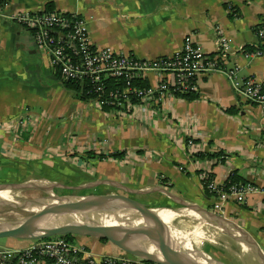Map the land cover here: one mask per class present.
<instances>
[{
	"label": "crops",
	"instance_id": "1",
	"mask_svg": "<svg viewBox=\"0 0 264 264\" xmlns=\"http://www.w3.org/2000/svg\"><path fill=\"white\" fill-rule=\"evenodd\" d=\"M5 1L0 14V125L27 114L32 118L24 130L0 128V180L1 174H29L68 187L102 186L149 208L182 202L212 207L214 198L206 195L199 179L204 170L218 183L237 171L264 185V111L241 98L225 74L200 77L196 100L172 98L132 114L104 111L94 100L80 101L68 91L33 33L10 17L43 13L52 3L56 12L79 14L87 22L95 47L142 60L174 55L190 34L215 54L223 35L236 52L226 65L238 66L244 79L264 81V55L247 57L242 51L261 44L255 28L264 22V0ZM143 81L155 86L158 78L150 75ZM190 139L203 153L222 152L224 157L199 160L196 149L187 145ZM118 152L125 155L109 157ZM141 191L146 193L137 194ZM260 205L264 194L251 196L244 205L228 204L225 214L264 251ZM25 243L10 240L7 247ZM73 243L95 255L121 253L95 238L74 237Z\"/></svg>",
	"mask_w": 264,
	"mask_h": 264
},
{
	"label": "built area",
	"instance_id": "2",
	"mask_svg": "<svg viewBox=\"0 0 264 264\" xmlns=\"http://www.w3.org/2000/svg\"><path fill=\"white\" fill-rule=\"evenodd\" d=\"M6 1L0 0V14L6 9ZM33 33L39 46L50 57L55 70L64 81H87L89 93L94 94L96 105L104 110L109 107L123 114H132L138 107L162 105L172 98L197 92L198 80L203 75L220 72L227 76L234 90L245 101L264 111V81L244 79L238 66L228 67V61L236 55L230 41L218 37L215 54H208L187 35L181 49L169 57L142 60L132 54L116 52L112 48L95 47L88 35L87 22L79 14L62 12L38 14H14L10 16ZM264 37V29L260 31ZM243 51V49H242ZM244 52V51H243ZM261 52L246 53L247 57L261 56ZM264 55V54H263ZM150 75L158 83L148 88L134 87L135 80ZM123 82L124 88H109L107 80ZM28 113V112H27ZM30 114L19 117L0 128L24 130L31 124ZM188 147L196 149L190 139ZM202 186L214 198L211 211L226 217L230 203L244 205L251 196L264 194V185L253 182L218 183L210 171H201ZM264 210V205L258 209ZM0 264H157L121 252L119 255H95L85 247L61 237L26 241L16 248H0Z\"/></svg>",
	"mask_w": 264,
	"mask_h": 264
},
{
	"label": "water",
	"instance_id": "3",
	"mask_svg": "<svg viewBox=\"0 0 264 264\" xmlns=\"http://www.w3.org/2000/svg\"><path fill=\"white\" fill-rule=\"evenodd\" d=\"M109 184V182H103ZM54 188H64L68 191H82L94 188L91 185L68 187L46 181H25L23 183L0 184L2 191H38L43 193V199H50L52 204L42 206L36 201L8 202L0 201V206L31 213L27 218L16 223H0V239L18 241L46 240L54 237H89L106 240L115 245L121 252L139 257L157 264H223L195 246L191 250L181 247L180 254L173 248L175 244L172 234L164 227V234L140 224L141 216L147 220L154 218L156 208L144 204L125 195L108 194L81 197H59ZM169 197L170 192L160 190ZM146 192H138L142 194ZM182 208L175 210H190L205 216L213 226L225 228L229 236L251 246L257 256V264H264V251L259 243L239 224L222 217L211 210L196 204L181 203ZM173 209V208H172ZM105 217H113L117 225H106ZM76 218H81L78 221ZM63 219V224H50L51 220ZM84 219V220H83Z\"/></svg>",
	"mask_w": 264,
	"mask_h": 264
},
{
	"label": "bare ground",
	"instance_id": "4",
	"mask_svg": "<svg viewBox=\"0 0 264 264\" xmlns=\"http://www.w3.org/2000/svg\"><path fill=\"white\" fill-rule=\"evenodd\" d=\"M44 194L38 191H2L0 192V201H8V202H28V201H36V203L42 205L43 207L46 205L52 204L50 199H43ZM155 216L152 220L144 219L141 216L139 221L140 224H144L148 228L156 231L159 234H164L166 227L169 232L172 234V238L175 241L173 248L176 252L180 254L181 247L183 246L186 250H191L192 245L189 242L190 237H196L201 241H205V239H212L211 242H215L216 244H220L222 239L220 236H228L230 237L234 243L238 246V254L241 258L242 262H249L247 264H257V256L252 250V247L241 242L237 236L232 235L229 236L228 232L225 228L221 226H213L208 223V219L205 216H201L198 213H195L190 210H175L172 208H156ZM102 222L106 225H117L116 219L113 217H105ZM76 220L80 221L81 218H76ZM84 220V219H83ZM18 221V220H17ZM1 223V222H0ZM4 223V222H2ZM9 223V222H8ZM48 223L50 224H63V219H55L51 220ZM186 224V230H180V224ZM192 224L194 226H192ZM216 236L219 238L217 240ZM218 241V243H217ZM225 241V240H224ZM232 256V255H231Z\"/></svg>",
	"mask_w": 264,
	"mask_h": 264
},
{
	"label": "rangeland",
	"instance_id": "5",
	"mask_svg": "<svg viewBox=\"0 0 264 264\" xmlns=\"http://www.w3.org/2000/svg\"><path fill=\"white\" fill-rule=\"evenodd\" d=\"M1 175L4 178H1L0 184L23 183V182L28 181V180L38 181V182L46 181V182L52 183L50 181H47V180H44L41 178L32 177L29 174H28V176L22 175L21 178H18L17 175H11L10 177H8L7 174H1ZM109 190H111V189H106V188L103 189L102 186H101V188L100 187H98L96 189L91 188V189L82 190V191H75V190L74 191H68L64 188H54V193L59 197L67 196V197H72L74 199L76 197L83 196V194L80 195V193H82L83 191L87 192L84 195V197H86V196H94V195H108V194H110L107 192ZM112 191H115V189L113 188ZM112 193H114V192H112ZM42 195H43V193H42ZM158 208H162V207H158ZM163 208L175 209V208H182V206L172 205V206L163 207ZM206 209L210 210L211 207L206 208ZM30 215H31V213L26 212V211H19L16 209L0 206V222L1 223L4 222V224H7L8 222L9 223L19 222V221L27 218ZM192 226H194V225L192 224ZM179 228L182 231L188 229L187 225L185 223L180 224ZM218 238L219 237L216 236L215 240H217ZM220 238L222 239V241L220 242L221 245L216 244L213 241L211 242L212 239H210V240L205 239V241L204 240L201 241L196 237H190L189 242L192 246H195V248H197L198 250L206 252L212 258H214L215 260H217L223 264H247V263H249V262L245 263V262L241 261V258L237 252L238 246L234 243V241L230 237L223 235V236H220ZM10 240L11 239H0V248L7 247V243ZM217 243H218V241H217Z\"/></svg>",
	"mask_w": 264,
	"mask_h": 264
},
{
	"label": "trees",
	"instance_id": "6",
	"mask_svg": "<svg viewBox=\"0 0 264 264\" xmlns=\"http://www.w3.org/2000/svg\"><path fill=\"white\" fill-rule=\"evenodd\" d=\"M56 12L54 9V4L50 3L47 5L46 10L43 12V14L45 13H54ZM264 29V22H262L261 24H259L256 28H255V32L256 35L260 41L261 44L256 45V46H247L245 48H243V51L249 54L252 53H257V52H261L262 55L264 54V44H262V42L264 41V37L260 35V31ZM56 72L58 73L56 76L57 78H61V74L59 72V70H56ZM60 75V76H59ZM65 88L72 92L75 97L80 100V101H92L95 98L94 94H90L89 91V83L87 81H79V82H74V81H64L63 82ZM134 87H141V88H148V86H150L147 82L143 81V80H135L134 82ZM107 87L109 88H124L123 82L121 81H117L116 79H109L107 80ZM178 97H182L184 99H188L190 101L192 100H196L198 98V96L196 95L195 92L186 94V95H182V96H178ZM156 107V105H155ZM109 111L112 110L109 107H105L104 111ZM230 112L235 113L236 110L234 108L229 109ZM222 152H218V153H199L196 155V157L201 160V159H213V158H220L221 161V157L224 155H222ZM125 155V152H118V153H114L111 154L109 157H113V158H118V157H122ZM101 159L104 158L103 155L100 156ZM239 182H251L249 180H245L243 179V177L237 172L234 171L230 174L229 178L226 181V185L229 183H239ZM206 195L208 196H212V194L205 189ZM85 193H87L86 191H83L81 194H83V196L85 195ZM63 239H65L66 241L69 242H74V237L73 236H65V237H61ZM103 242H107L106 240H102Z\"/></svg>",
	"mask_w": 264,
	"mask_h": 264
}]
</instances>
